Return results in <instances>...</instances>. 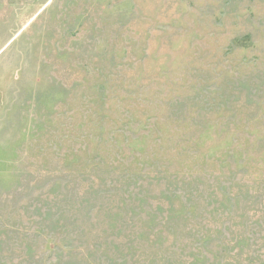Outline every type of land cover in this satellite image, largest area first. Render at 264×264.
Instances as JSON below:
<instances>
[{"label": "rangeland", "instance_id": "1", "mask_svg": "<svg viewBox=\"0 0 264 264\" xmlns=\"http://www.w3.org/2000/svg\"><path fill=\"white\" fill-rule=\"evenodd\" d=\"M0 264H264V0H0Z\"/></svg>", "mask_w": 264, "mask_h": 264}]
</instances>
